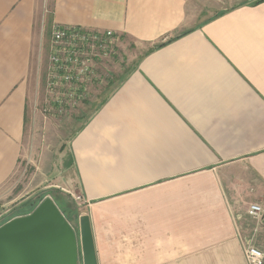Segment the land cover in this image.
Segmentation results:
<instances>
[{"label": "crops", "instance_id": "0c3cea01", "mask_svg": "<svg viewBox=\"0 0 264 264\" xmlns=\"http://www.w3.org/2000/svg\"><path fill=\"white\" fill-rule=\"evenodd\" d=\"M252 2L50 0V24L111 31L123 55L101 64L107 84L78 91L80 126L60 141L97 264H249L247 243L264 264V213L247 212L264 211V0ZM43 19L40 0H0V187L43 125ZM65 99L54 90L55 109Z\"/></svg>", "mask_w": 264, "mask_h": 264}, {"label": "rangeland", "instance_id": "374dc122", "mask_svg": "<svg viewBox=\"0 0 264 264\" xmlns=\"http://www.w3.org/2000/svg\"><path fill=\"white\" fill-rule=\"evenodd\" d=\"M45 5V19L40 22L39 43L40 57L36 67V76L33 83V89L36 96L37 110L39 115L43 117L42 126L37 130L35 140L31 142L28 158H24L13 175L0 187V224L5 219L14 216L17 208L20 207L25 200L29 199L39 202L48 195L51 188L60 189L65 198L76 201L77 191L70 188V174L63 166L64 160L66 164L69 154L66 153V159L61 152L60 141L69 140L80 126V121L75 120V115L80 116V111L76 110V104L70 99H65L61 107L54 104V90L47 84V65L50 42V0H40ZM221 7H228L227 3H221ZM110 58V68L122 62V52L113 47ZM124 63V62H123ZM122 63V65H123ZM107 84V80L106 83ZM41 130V131H40ZM49 130V131H48ZM39 131V132H38ZM41 136L40 143L38 142ZM40 146L38 149L37 147ZM47 150L52 153H45ZM70 182V184H69ZM72 191L71 194L68 191ZM263 209V208H262ZM2 215V216H1ZM69 223L76 229L75 220L70 219Z\"/></svg>", "mask_w": 264, "mask_h": 264}, {"label": "water", "instance_id": "95a60500", "mask_svg": "<svg viewBox=\"0 0 264 264\" xmlns=\"http://www.w3.org/2000/svg\"><path fill=\"white\" fill-rule=\"evenodd\" d=\"M0 264H97L89 217L81 215L75 229L45 197L0 225Z\"/></svg>", "mask_w": 264, "mask_h": 264}, {"label": "built area", "instance_id": "2783aa9c", "mask_svg": "<svg viewBox=\"0 0 264 264\" xmlns=\"http://www.w3.org/2000/svg\"><path fill=\"white\" fill-rule=\"evenodd\" d=\"M114 40L111 31H91L82 27L64 26L53 23L50 28L47 84L53 90H65L66 99L75 104L79 90L100 81L101 65L113 51ZM94 83V84H95ZM80 201L79 196L75 197ZM248 215L256 221L262 219L263 209L258 204H251ZM245 257L249 264H262L263 253L260 248L247 243Z\"/></svg>", "mask_w": 264, "mask_h": 264}, {"label": "trees", "instance_id": "16d2710c", "mask_svg": "<svg viewBox=\"0 0 264 264\" xmlns=\"http://www.w3.org/2000/svg\"><path fill=\"white\" fill-rule=\"evenodd\" d=\"M258 1L261 0H255L253 2ZM62 194L63 193L58 189H50V191H48V195L51 196L52 200L59 208L61 213L65 216V218L68 221H70L71 218L73 220H76V218L82 213V210L79 209V206L75 203V201H73L72 199L68 200L69 198H71L70 196L69 198H65L67 196H63ZM41 201L42 200H40L39 202H34L33 200L30 201L29 199L25 200L24 202H22L23 204L16 209L17 211L14 212L16 214L11 218L30 213ZM3 223H5V221Z\"/></svg>", "mask_w": 264, "mask_h": 264}, {"label": "flooded vegetation", "instance_id": "af4514ba", "mask_svg": "<svg viewBox=\"0 0 264 264\" xmlns=\"http://www.w3.org/2000/svg\"><path fill=\"white\" fill-rule=\"evenodd\" d=\"M103 72H104V69H101V72H100L101 79L99 82H97V85L98 84H100V85L104 84L103 81H105V79H104V73Z\"/></svg>", "mask_w": 264, "mask_h": 264}]
</instances>
